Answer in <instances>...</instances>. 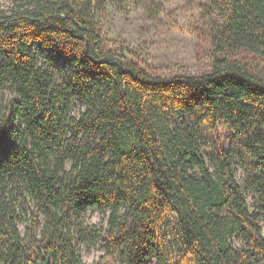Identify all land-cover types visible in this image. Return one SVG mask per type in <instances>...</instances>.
<instances>
[{"label":"trees","instance_id":"16d2710c","mask_svg":"<svg viewBox=\"0 0 264 264\" xmlns=\"http://www.w3.org/2000/svg\"><path fill=\"white\" fill-rule=\"evenodd\" d=\"M202 17L211 68L164 76L106 46L93 0L0 12V94H11L0 103V264H85L83 245L99 238L117 264H172L173 217L180 258L264 264V76L235 59L246 50L264 63V0H206ZM204 113L214 128L221 117L248 128L246 189L223 154L211 168L195 130ZM89 209L108 212L107 226L85 225Z\"/></svg>","mask_w":264,"mask_h":264},{"label":"rangeland","instance_id":"374dc122","mask_svg":"<svg viewBox=\"0 0 264 264\" xmlns=\"http://www.w3.org/2000/svg\"><path fill=\"white\" fill-rule=\"evenodd\" d=\"M95 18L106 46L118 52L125 60L136 62L151 73L174 75L198 73L211 68L214 47L202 9L206 0H93ZM12 0H0V12H8ZM235 59L245 63L255 74L264 76V63L255 54L243 50ZM8 90L0 94V103L9 100ZM78 111L79 109L76 108ZM190 116V115H189ZM194 116L193 114L191 115ZM195 130L211 168L213 158L223 154L230 162L232 173L246 189L254 167L245 144L248 128L233 133L227 120L221 117L212 127L207 113L195 119ZM250 131V130H249ZM248 192V191H247ZM252 192V191H250ZM254 197L249 195L253 204ZM108 212L89 209L85 225L91 227L108 224ZM176 218H172L168 249L172 264H196L183 255L182 242L177 234ZM23 233L32 226L31 208L18 222ZM264 233V218L262 220ZM235 242H240L236 239ZM85 264H117L115 251H108L105 240L99 238L92 245H83ZM148 264H159L155 256Z\"/></svg>","mask_w":264,"mask_h":264}]
</instances>
